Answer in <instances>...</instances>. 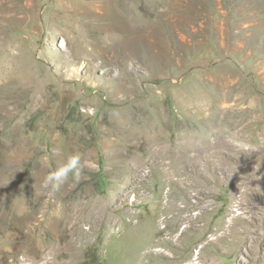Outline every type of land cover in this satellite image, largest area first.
I'll return each instance as SVG.
<instances>
[{"label":"rangeland","instance_id":"obj_1","mask_svg":"<svg viewBox=\"0 0 264 264\" xmlns=\"http://www.w3.org/2000/svg\"><path fill=\"white\" fill-rule=\"evenodd\" d=\"M0 264H264V0H0Z\"/></svg>","mask_w":264,"mask_h":264},{"label":"bare ground","instance_id":"obj_2","mask_svg":"<svg viewBox=\"0 0 264 264\" xmlns=\"http://www.w3.org/2000/svg\"><path fill=\"white\" fill-rule=\"evenodd\" d=\"M197 255L199 256L200 255V252H197ZM195 260L199 261V258L197 257Z\"/></svg>","mask_w":264,"mask_h":264}]
</instances>
